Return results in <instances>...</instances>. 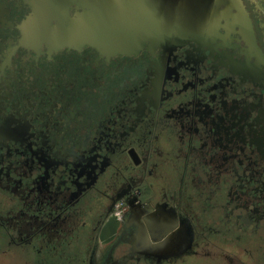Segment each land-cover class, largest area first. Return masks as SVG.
<instances>
[{"label": "flooded vegetation", "instance_id": "af4514ba", "mask_svg": "<svg viewBox=\"0 0 264 264\" xmlns=\"http://www.w3.org/2000/svg\"><path fill=\"white\" fill-rule=\"evenodd\" d=\"M45 1L0 0V264H264V0L130 53L54 42Z\"/></svg>", "mask_w": 264, "mask_h": 264}, {"label": "water", "instance_id": "95a60500", "mask_svg": "<svg viewBox=\"0 0 264 264\" xmlns=\"http://www.w3.org/2000/svg\"><path fill=\"white\" fill-rule=\"evenodd\" d=\"M54 1V5L45 1L36 10L34 20L40 19L41 34L60 44H87L106 52H135L146 41L171 43L186 27L194 33L200 26L197 0ZM70 2L81 8L74 16L68 14ZM185 10L186 14L192 12V22L180 21Z\"/></svg>", "mask_w": 264, "mask_h": 264}, {"label": "rangeland", "instance_id": "374dc122", "mask_svg": "<svg viewBox=\"0 0 264 264\" xmlns=\"http://www.w3.org/2000/svg\"><path fill=\"white\" fill-rule=\"evenodd\" d=\"M115 222L117 224H115ZM118 227H120V223L118 221H116L115 217L111 216L110 219H108V221L106 222L103 230H102V237L99 238V242L101 246H105V245H109V243H112L114 240H116L118 234L122 233L123 229H119ZM92 252H99L101 251L100 249H90L89 247L87 248V254L90 255V253Z\"/></svg>", "mask_w": 264, "mask_h": 264}]
</instances>
